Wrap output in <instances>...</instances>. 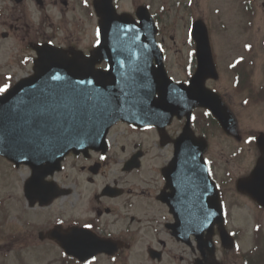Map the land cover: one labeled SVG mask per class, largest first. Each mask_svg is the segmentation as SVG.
Segmentation results:
<instances>
[{
	"label": "flooded vegetation",
	"instance_id": "obj_1",
	"mask_svg": "<svg viewBox=\"0 0 264 264\" xmlns=\"http://www.w3.org/2000/svg\"><path fill=\"white\" fill-rule=\"evenodd\" d=\"M130 1L129 10L122 7L123 4L128 5L126 0H113V4L120 14H130L136 22H139L138 10L141 7L149 9L159 29L157 40L160 49L165 54L164 59L167 60L168 52L164 44L168 24H165L163 17L177 10L190 12L195 10L189 8L188 3L191 0H169V3L157 12L154 10L156 2L154 0ZM236 1L244 12V19L237 20L236 25H230L229 19L231 20L235 15L232 11L236 4L235 0H217L219 4L216 6V31L210 35L218 78L211 82L214 85L213 90L221 97L239 123L240 116L235 107L236 92L245 95L247 100L252 97L251 74L254 66L252 60L256 62L257 56L264 51V0ZM95 3L96 0H0V94L34 73L39 50L45 46L90 55L96 48L100 33L101 18L96 11ZM194 4L198 9L200 0H194ZM164 11L162 17L161 13ZM188 16L190 20L194 17L192 14ZM239 16L243 17V13L240 12ZM199 20L201 19H195L190 26L188 40L191 49L188 53L190 63L185 68L188 76V79L183 81L185 84L197 69L196 46L191 37V29L194 22ZM235 32L237 36L231 37V33L234 35ZM171 39L177 44L174 36ZM237 44L239 50L235 47ZM227 50L236 54L226 66L223 63L226 69H222V56L226 55ZM107 67L106 62L98 65L99 69H107ZM225 72L227 77L231 76L229 84L225 81ZM203 113V110H195L192 115L191 125L196 135H200L195 127L202 123ZM186 125V116L183 119L174 118L164 129L119 122L109 131L105 150H89L86 154L70 153L63 162L62 170L42 182L52 183L48 190L49 195L64 193L63 196L55 199L49 206H41L37 202L31 207L24 192V212L26 209L53 208L60 200L66 199V207L65 203H60V206L62 205L61 209L68 214L67 222L64 220L63 222L62 218L58 217L57 222L52 221L55 222L52 226L40 232L36 226L22 222L23 229L18 236L14 233H0V237L6 240L5 246H10L11 250L16 243L21 248H27L28 241H31L28 235L37 244V239L34 238L37 232L39 245L48 243L58 253L62 252L56 240L50 239L49 236L52 229L62 225L64 230L82 232L81 243L87 242L88 238L109 242L107 249L115 251V255L102 254L97 259L107 258L115 264H133L129 262V254L136 250L143 253L137 255L140 259L137 264H227L225 257L229 251L222 248L218 225L210 226V239L208 231H205L202 237L193 234L189 236L187 226L183 235L185 240L173 235L172 226L176 223V219L163 198L183 200L184 215L193 218L198 213L195 211L194 202L201 199L208 205L214 194L210 190L204 196V190L199 186L202 183H167L163 176L164 169L174 157L173 142L182 135ZM123 140H127L128 145L123 144ZM152 148L153 156L157 160L158 153L162 157L156 169H153L150 183L125 182L123 176L132 177L144 170ZM255 148L258 151L256 142ZM208 153L209 151L207 155ZM120 154L122 160L118 158ZM138 155H140L139 167L131 169L133 160ZM0 160L13 166L4 158L0 157ZM207 161L213 173L208 156ZM116 162L121 166V175L112 177L109 170L114 167L112 163ZM28 171L30 175V170ZM66 173L68 174L65 175ZM100 177L107 180L99 183ZM0 183H8V181H0ZM23 183H28V179ZM214 184L223 204L226 227H228L227 203L235 193L240 197L243 195L238 192V183ZM201 212L209 216L210 207L207 206L206 210ZM71 239L75 241V235H72ZM208 245L212 247V251ZM72 246L74 247L73 242ZM59 258L55 259L59 264L91 263H80L72 256ZM238 261L240 264H250L247 255H239Z\"/></svg>",
	"mask_w": 264,
	"mask_h": 264
},
{
	"label": "water",
	"instance_id": "obj_2",
	"mask_svg": "<svg viewBox=\"0 0 264 264\" xmlns=\"http://www.w3.org/2000/svg\"><path fill=\"white\" fill-rule=\"evenodd\" d=\"M95 8L101 18L100 40L90 56L45 46L39 50L34 74L0 96V156L18 168L31 169L25 192L35 204L42 191L50 187L42 182L61 171L65 158L70 153L105 150L107 134L117 122L164 129L174 117L186 116L188 123L174 142L175 157L164 170V178L167 183H202L199 186L204 196L210 190L214 194L208 205L201 199L194 202L198 213L193 218L184 215L183 200L164 197L176 219L173 235L183 238L187 226L189 236L202 237L208 231L210 239V226L216 224L224 247L232 249L221 199L204 160L208 145L205 139L195 137L190 125L193 111L203 108L227 134L240 138L235 117L206 87V82L217 79L218 74L205 24L199 21L193 26L198 68L187 86L168 76L157 43L158 29L147 8L138 10L139 22L130 15H119L112 0H96ZM103 62L108 63L106 70L96 68ZM257 145L261 151L257 166L249 177L238 181L237 187L264 208V135ZM136 159L134 166H138ZM207 206L209 216L201 212ZM55 237L67 255L77 256L81 262L115 253L107 249V241L88 238L81 243L80 231L59 232ZM208 248L212 251L210 245Z\"/></svg>",
	"mask_w": 264,
	"mask_h": 264
},
{
	"label": "rangeland",
	"instance_id": "obj_3",
	"mask_svg": "<svg viewBox=\"0 0 264 264\" xmlns=\"http://www.w3.org/2000/svg\"><path fill=\"white\" fill-rule=\"evenodd\" d=\"M128 5L123 4L124 9L129 10L131 1ZM154 10L159 11L164 5L169 3V0H154ZM235 6L232 11L235 12L234 17L229 19L230 25H236L238 21H243L244 12L239 7L235 0ZM189 8H194L193 11L177 10L176 12H169L164 15L165 11L161 13L165 24L168 28L165 31V50L168 52L166 60V67L170 76L176 81H185L188 76L185 72L186 66L189 65L188 40L190 36L191 22L195 19H204L210 28L212 35L216 31L217 25V10L216 6L219 4L217 0H200V7L197 9L194 0L189 1ZM231 7V5H230ZM159 8V9H158ZM243 13L240 18L239 13ZM189 14L194 17L190 20ZM188 16V18L186 17ZM240 18V19H239ZM238 20V21H237ZM237 21V22H236ZM233 22H236L233 24ZM259 25V24H258ZM165 26V25H164ZM163 29V26H162ZM171 35V36H170ZM174 36L177 44L173 42L171 37ZM231 33V37H236ZM214 38V37H213ZM215 39V38H214ZM236 49L239 50V44ZM236 53L227 50L226 55L222 56V69H226V63L231 60ZM1 60V59H0ZM240 60V59H239ZM224 63V65H223ZM253 72L251 74L252 97L247 100L245 95H241L236 89V111L240 116V129L243 136L241 142L225 135L211 120L207 118L206 114H202V123L195 127L199 134L207 136L210 149L208 158L211 162V167L215 179L218 183H236L239 178H242L250 173L255 166L256 160L259 156L257 149L254 146L253 139L260 132H264V51L257 56V61L252 60ZM225 81L230 82L231 76L227 77L225 72ZM213 88L212 82L208 84ZM1 92V91H0ZM242 106V107H241ZM201 118V114H199ZM123 144L128 145L127 140H123ZM152 152L145 162L144 170L132 177L123 176V180L127 183H150L153 175V169H156L160 163V153H158V160L153 156ZM165 154V150L163 155ZM120 160L122 155L118 156ZM114 166L110 169L112 177L121 175V166L118 162L112 163ZM148 169V170H146ZM66 173L65 175H67ZM28 178V170L25 168L15 169L13 166L0 160V181H8V183H0V222L1 233H14L18 236L23 229V223L34 225L38 231H45L46 228L52 226L57 222L58 217L67 222L68 214L61 209L60 203H66L67 200H60L53 208L46 210H29L24 212V181ZM107 180L100 177L99 183H104ZM228 209V228L237 236V248L228 252L225 257L227 264H240L238 261L239 255H247L251 264H264V209L260 208L256 203L245 197H240L236 193L232 196L231 201L227 203ZM55 221V222H52ZM63 221V222H64ZM31 241H28L27 248H21L16 243L12 246L6 247V240L0 237V264H59L55 261L58 258L57 251L54 250L48 243L39 245L38 234L36 232L35 239L37 244L28 235ZM60 253V252H59ZM141 251L130 253L129 262L137 264L139 258L137 255H142ZM94 262V263H93ZM90 264H115L109 259H97ZM135 262V263H134Z\"/></svg>",
	"mask_w": 264,
	"mask_h": 264
}]
</instances>
